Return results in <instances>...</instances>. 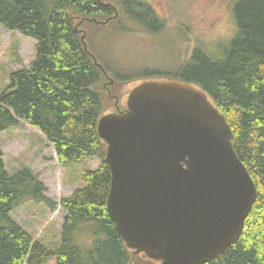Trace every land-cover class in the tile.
<instances>
[{"label":"trees","instance_id":"16d2710c","mask_svg":"<svg viewBox=\"0 0 264 264\" xmlns=\"http://www.w3.org/2000/svg\"><path fill=\"white\" fill-rule=\"evenodd\" d=\"M126 1L128 18L145 29L159 30L163 19L151 5ZM233 12L236 31L222 45L221 54L212 56L211 50L196 48L173 76L195 83L224 114L235 151L257 187L238 240L204 264H264V0H239ZM110 13L97 0H0V23L36 40L34 59L28 67L11 72L0 92V132L24 120L52 144L60 164L100 160L95 169L82 171V187L59 199L64 215L58 247L47 248L6 215L4 227L10 229L5 234L0 227V264H47L52 258L55 264H153L132 254L107 212L111 171L96 125L113 99L103 88L104 74L84 51L74 28L75 16L101 20ZM121 17L119 10L113 22ZM112 76L108 89L113 94L114 86L121 88L134 79L116 72ZM46 191L30 167L6 171L0 150V214L11 202L12 210L29 201L53 209L57 202Z\"/></svg>","mask_w":264,"mask_h":264},{"label":"water","instance_id":"95a60500","mask_svg":"<svg viewBox=\"0 0 264 264\" xmlns=\"http://www.w3.org/2000/svg\"><path fill=\"white\" fill-rule=\"evenodd\" d=\"M97 131L111 170L107 211L128 248L160 264H204L238 240L257 189L201 88L143 80Z\"/></svg>","mask_w":264,"mask_h":264},{"label":"rangeland","instance_id":"374dc122","mask_svg":"<svg viewBox=\"0 0 264 264\" xmlns=\"http://www.w3.org/2000/svg\"><path fill=\"white\" fill-rule=\"evenodd\" d=\"M142 1L151 3L163 20H166L158 31L132 27L126 24V21L112 22L102 27L91 26L90 29L88 25L89 39L91 34L95 33L92 37V44L96 47L95 56L99 57L109 71L136 77L121 87L122 89L118 86L113 87L112 90L121 96V103H124L127 91L137 82V78L142 79L146 75L154 77L155 71L165 72L170 78H177L173 76L177 66L184 63L197 46L211 44L206 45L207 50L218 51L220 44L229 40L233 34V7L239 0ZM125 25L131 29H123ZM34 44L33 38L0 25V91L8 83L12 71L27 66L33 59ZM111 110L113 105L107 109ZM0 144L3 160L10 171L24 165L30 166L39 173L48 186V194L55 200L82 187L83 169L86 167L92 169L97 165L96 159H89L88 162L82 160L75 165L62 166L58 163L52 145L36 128L24 120L0 132ZM43 208V203L29 201L16 207L11 216L32 235L40 229L37 238L54 249L58 245V229L63 209L56 210L52 218L51 212L49 221L45 223V215L41 214ZM47 264H55V259L49 260Z\"/></svg>","mask_w":264,"mask_h":264},{"label":"bare ground","instance_id":"6f19581e","mask_svg":"<svg viewBox=\"0 0 264 264\" xmlns=\"http://www.w3.org/2000/svg\"><path fill=\"white\" fill-rule=\"evenodd\" d=\"M36 2H41V0H35ZM60 9L64 12V13H67V10L65 9V6H60ZM0 25L3 27V28H5V29H9V28H6L4 25H2L1 23H0ZM74 28H75V26H74ZM10 31H19V30H17V29H9ZM20 32V31H19ZM21 33V32H20ZM22 34V33H21ZM24 35V34H23ZM24 36H26V35H24ZM35 43H36V40H35ZM35 45V44H34ZM224 47H220L219 49H218V51H215L213 54H212V56H217V55H220L221 54V52H222V49H223ZM4 167H5V170L7 171V168H6V166L4 165ZM12 202L11 203H9V204H7V206H6V209H5V212L4 213H2V214H0V227H3V228H5L4 227V225L6 224V215H7V217H8V219L10 218L12 221H14L15 223H17L18 225H20L15 219H13L12 218V216H11V214H12V212H13V210L15 209H13L12 210ZM20 227H22L21 225H20ZM23 228V227H22ZM10 228H5L4 229V233L5 234H8L9 233V230ZM78 236V235H77ZM42 238H44V237H42ZM33 239H37V240H39L44 246H46L47 248H49L47 245H46V243L45 242H43L40 238H34L33 237ZM47 240H49V241H54V239H51V238H46ZM58 244H59V240H58ZM56 247H58V245L56 246ZM49 249H51V248H49ZM55 249V248H54ZM24 264H26V261L24 262Z\"/></svg>","mask_w":264,"mask_h":264}]
</instances>
